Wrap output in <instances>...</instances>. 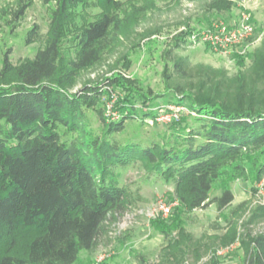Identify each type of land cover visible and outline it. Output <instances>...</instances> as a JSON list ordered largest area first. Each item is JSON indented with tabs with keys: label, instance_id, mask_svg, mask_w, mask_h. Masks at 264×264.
I'll return each mask as SVG.
<instances>
[{
	"label": "trees",
	"instance_id": "16d2710c",
	"mask_svg": "<svg viewBox=\"0 0 264 264\" xmlns=\"http://www.w3.org/2000/svg\"><path fill=\"white\" fill-rule=\"evenodd\" d=\"M55 2L46 46L16 67L8 55L3 60L1 75L14 72L18 80L0 87V264H75L82 251L92 250L109 213L120 211L126 197L112 166L140 161L173 179L180 201L190 208L231 204L230 188L210 199L214 183L224 176L253 170L256 182L264 180V40L252 63L234 74L168 51L172 66L163 77L173 93L170 106L188 113L167 125L171 131L162 145L120 144L111 135L123 131L128 119L156 120L166 109L148 110L158 96L142 94L143 109L137 110L135 90L113 75L105 84L129 90L114 103L119 119L99 111L102 133L88 129L85 108L97 104L101 86L70 90L81 72L102 62L121 23L105 10L74 40H64L63 25L73 7L119 8L121 1ZM23 13L22 8L18 17ZM38 36L35 27L27 41ZM66 49L73 51L65 55ZM191 118L195 125H188ZM259 211L264 215V203ZM243 245V264H264V229Z\"/></svg>",
	"mask_w": 264,
	"mask_h": 264
},
{
	"label": "rangeland",
	"instance_id": "374dc122",
	"mask_svg": "<svg viewBox=\"0 0 264 264\" xmlns=\"http://www.w3.org/2000/svg\"><path fill=\"white\" fill-rule=\"evenodd\" d=\"M120 1L119 8L73 7L63 25L64 40H74L105 10L120 19V29L116 34L112 32L111 37L116 38L102 62L81 72L70 90L77 93L86 84L101 86L103 92L97 104L85 108V122L96 135L103 130L99 111L109 119H119L114 103L129 94L124 86L105 84V78L122 77L124 84L135 90L132 99L139 111L144 104L142 94L158 96L153 104L147 102L148 110L158 106L171 109L173 93L166 89L163 77L165 67L172 66L168 51L188 57L192 64L207 63L234 74L252 63L255 48L264 40V0ZM55 7V0H0V87L18 80L14 72L1 75L6 55L16 67L34 58L46 46ZM22 8L24 13L18 17ZM244 13L251 16L256 29L244 47L224 54L192 40L193 34L213 22L231 23ZM35 27L39 36L28 42ZM72 51L66 49L64 53L68 55ZM186 113L182 112L181 116ZM187 123L196 124L192 118ZM170 131L171 126L164 122L139 117L128 119L125 129L111 135V140L145 147L153 143L162 145L169 139ZM111 169L118 174L120 186L126 192L123 206L120 211L109 213L96 246L82 251L75 264H95L102 253L108 255L107 264H243V242L264 229V215L259 214L263 199L261 182H256L253 170H246L244 175H227L214 183L210 199L220 196L227 188L234 193L233 202L220 209L215 202L204 208L184 205L174 180L150 172L140 161ZM162 202L173 204V214L166 222L163 217L153 215ZM231 245L234 246L227 250Z\"/></svg>",
	"mask_w": 264,
	"mask_h": 264
},
{
	"label": "built area",
	"instance_id": "2783aa9c",
	"mask_svg": "<svg viewBox=\"0 0 264 264\" xmlns=\"http://www.w3.org/2000/svg\"><path fill=\"white\" fill-rule=\"evenodd\" d=\"M255 30V25L251 16L248 13H244L231 23L221 20L213 22L210 27L199 33L193 34L192 40L194 42L198 41L207 44L216 52L227 54L233 49L247 45L255 34ZM170 107L171 109L162 110L156 120L168 125L178 120L182 112L187 111L183 106L172 105ZM260 193L264 197V180L260 183ZM263 203L264 201L262 199V204ZM172 208L173 204L162 202L157 209H155L157 213L153 211V215H160L168 219L173 213ZM236 244H239V240H237ZM233 246L234 245H231L227 250L231 249ZM107 257L108 255L106 253H102L96 258L95 264H102Z\"/></svg>",
	"mask_w": 264,
	"mask_h": 264
}]
</instances>
